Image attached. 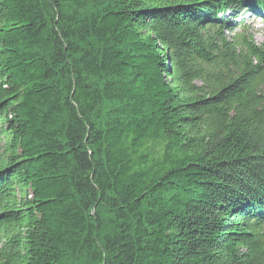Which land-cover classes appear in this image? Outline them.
Segmentation results:
<instances>
[{"label":"trees","instance_id":"16d2710c","mask_svg":"<svg viewBox=\"0 0 264 264\" xmlns=\"http://www.w3.org/2000/svg\"><path fill=\"white\" fill-rule=\"evenodd\" d=\"M264 0H0V264H264ZM230 24V23H229Z\"/></svg>","mask_w":264,"mask_h":264},{"label":"rangeland","instance_id":"374dc122","mask_svg":"<svg viewBox=\"0 0 264 264\" xmlns=\"http://www.w3.org/2000/svg\"><path fill=\"white\" fill-rule=\"evenodd\" d=\"M234 20V19H233ZM242 24L246 25L247 29L251 33L257 45H264V23L262 21H258L257 18L245 17ZM261 26H260V25ZM232 34L226 33V37H231Z\"/></svg>","mask_w":264,"mask_h":264},{"label":"bare ground","instance_id":"6f19581e","mask_svg":"<svg viewBox=\"0 0 264 264\" xmlns=\"http://www.w3.org/2000/svg\"><path fill=\"white\" fill-rule=\"evenodd\" d=\"M228 24V23H227ZM230 26V25H229Z\"/></svg>","mask_w":264,"mask_h":264}]
</instances>
